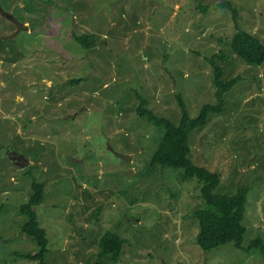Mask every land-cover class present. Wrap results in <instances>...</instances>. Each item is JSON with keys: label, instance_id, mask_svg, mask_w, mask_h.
<instances>
[{"label": "rangeland", "instance_id": "1", "mask_svg": "<svg viewBox=\"0 0 264 264\" xmlns=\"http://www.w3.org/2000/svg\"><path fill=\"white\" fill-rule=\"evenodd\" d=\"M225 2L236 19L217 7ZM238 29L264 44V0H0V149L29 162L0 151V264H37L21 258L38 251L19 212L32 177L45 190L36 214L46 264H95L106 231L125 239L116 264H264V252L245 249L256 238L264 248V63L231 53ZM83 33L96 36L94 48L72 37ZM219 51L225 78L240 80L226 111L190 134L191 157L222 173L218 193L248 188L246 231L242 249L204 251L193 216L200 186L181 181L182 169L150 165L162 129L136 107L141 96L178 124L179 94L196 117L214 102L208 60Z\"/></svg>", "mask_w": 264, "mask_h": 264}, {"label": "trees", "instance_id": "2", "mask_svg": "<svg viewBox=\"0 0 264 264\" xmlns=\"http://www.w3.org/2000/svg\"><path fill=\"white\" fill-rule=\"evenodd\" d=\"M217 7L227 8L236 19L237 10L230 2L218 4ZM198 8L204 9L203 7ZM72 37L84 49L88 50L96 45L97 38L93 34H72ZM229 47L231 53L245 64L261 66L264 63V44L249 32L238 29L230 40ZM218 53L223 52L214 53L209 56L211 58L208 60L212 66L214 102L203 104L196 117L189 115L186 103L179 94L176 95L181 112L178 124L148 109L147 99L141 96H138L139 104L136 107V114L140 118L162 129L157 149L149 159L150 165L182 169L183 173L179 176L181 181L195 180L200 186L199 195L203 207L195 210L193 216L198 221L196 244L204 251H210L228 243H233L236 248L242 249L246 231L243 217L248 188L241 187L232 195L218 193L217 188L221 182L222 173L194 162L191 157L192 139L189 140L190 134L202 131L212 120V117L226 111L224 96L240 80L238 76L230 79L225 78L224 70L218 60L224 62L227 56ZM81 80V78L72 79L69 84H79ZM31 180V193L27 202L19 207V212L27 218L21 231L37 244L38 251L34 254L21 255V258L32 260L37 264H46L45 256L49 250V239L45 228L39 225L36 214V208L44 201L45 190L44 185L38 182L35 177H32ZM124 244L125 239L119 234L106 231L100 237L95 264H116L120 259ZM262 247V240L256 238L245 249L249 251L252 248H258L264 252Z\"/></svg>", "mask_w": 264, "mask_h": 264}, {"label": "flooded vegetation", "instance_id": "3", "mask_svg": "<svg viewBox=\"0 0 264 264\" xmlns=\"http://www.w3.org/2000/svg\"><path fill=\"white\" fill-rule=\"evenodd\" d=\"M0 151L4 152V156L8 157V159L11 160V162H13L15 165L16 163L22 162V161H26L25 157L23 154L19 153L17 150H15L13 147L11 146H3Z\"/></svg>", "mask_w": 264, "mask_h": 264}, {"label": "water", "instance_id": "4", "mask_svg": "<svg viewBox=\"0 0 264 264\" xmlns=\"http://www.w3.org/2000/svg\"><path fill=\"white\" fill-rule=\"evenodd\" d=\"M117 156L125 161H129L130 158L129 156H125V155H121V154H117ZM29 162H26V164H28Z\"/></svg>", "mask_w": 264, "mask_h": 264}]
</instances>
